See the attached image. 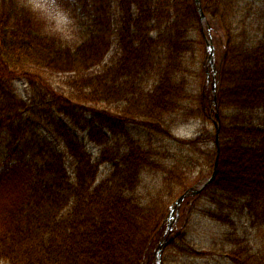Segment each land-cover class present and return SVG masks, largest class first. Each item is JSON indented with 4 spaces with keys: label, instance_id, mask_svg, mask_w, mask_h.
Here are the masks:
<instances>
[{
    "label": "trees",
    "instance_id": "obj_1",
    "mask_svg": "<svg viewBox=\"0 0 264 264\" xmlns=\"http://www.w3.org/2000/svg\"><path fill=\"white\" fill-rule=\"evenodd\" d=\"M49 2L70 35L36 2L0 0V264H153L175 200L215 163L177 220L209 199L205 216L234 233L244 213L264 226V14L246 13L244 0H200L207 32L194 0ZM208 33L215 92L204 78ZM198 44L203 77L191 89ZM190 124L201 126L197 137L176 134ZM158 136L198 154L210 173L160 152ZM154 174L155 190L140 193ZM164 247L209 254L176 226ZM224 257L264 264V250L242 242Z\"/></svg>",
    "mask_w": 264,
    "mask_h": 264
},
{
    "label": "rangeland",
    "instance_id": "obj_2",
    "mask_svg": "<svg viewBox=\"0 0 264 264\" xmlns=\"http://www.w3.org/2000/svg\"><path fill=\"white\" fill-rule=\"evenodd\" d=\"M23 1L26 2V4H33L34 2H36L34 4L39 5L42 8L45 15L54 27L59 29L64 35L71 34V24L61 13L55 10V8L52 6V3L50 4L49 0H33L34 2L31 0ZM243 5H247V8L245 9L246 13L254 15V17H260V14H264V0H244ZM260 23L262 25L261 29L263 31L264 20H261ZM113 55L114 52H111L107 59V62ZM204 59V47L198 44L196 57H194V64L190 68L191 78H188L189 87L191 89H198V84L203 77L200 67ZM62 80L63 78L53 77L51 78V83H53L54 85L60 84ZM209 82L212 85V82ZM23 83H25V81H23L22 79H18V89L22 93L29 92L28 87L26 88L25 84ZM61 121L64 122L69 130H72L74 132L77 130V128L73 127L69 122L63 120ZM40 128L44 130L45 135L50 140H53L52 136H50L44 128ZM200 128V125L190 124L179 129L176 134L178 136H181L183 139H194L198 136ZM208 131L212 133V127H209ZM77 137L81 142L87 145V149L92 155L98 154V151L94 149V147L87 144L86 135L77 133ZM153 142L160 152L167 150L178 161H181V165L183 167L191 166L192 164L197 165L198 163L196 167L197 171L200 168L203 169L204 174L208 175L210 173V167L204 166V160H202L198 154L193 153L191 150L187 149L181 144H175V142H173L172 140L163 138L161 136L154 137ZM198 146L201 147V145ZM68 167H70V164L68 165ZM143 180L144 189L140 191V193L142 194L145 192H149L155 188L156 184H158V182L160 181V175L154 174L145 176V178L143 177ZM206 180L207 178H205L201 183L205 182ZM191 182H193V185L191 187L192 190L197 191L201 183H197L196 179H193ZM196 204L197 209L191 214L189 209L185 210V213L187 215L186 220L181 221L179 219H176V224L174 221H171V236L173 234L174 227L176 226V230H180L181 233L186 236L187 240L192 244V246L204 250L209 254L203 256H195L190 254L189 252L180 254L175 250H165L163 259L166 260V262H163L162 264H231L224 257V254L229 252V245H231L232 247L236 242H242L243 246L248 245L253 253L264 250V226L258 225L259 222L247 219L246 213L233 219L235 228L234 233L232 230H230V228L218 225L211 221L207 216H205V213L214 210L209 199L202 202L201 200H199L196 202ZM229 234H231L232 236H229ZM229 237L231 240L226 241L225 239ZM177 246H179V243H177Z\"/></svg>",
    "mask_w": 264,
    "mask_h": 264
},
{
    "label": "water",
    "instance_id": "obj_3",
    "mask_svg": "<svg viewBox=\"0 0 264 264\" xmlns=\"http://www.w3.org/2000/svg\"><path fill=\"white\" fill-rule=\"evenodd\" d=\"M196 6H197V11H198V14H199V17H200V22L201 23H204L205 21V18L203 16V13H202V10H201V7H200V2L199 0H194ZM205 46H206V52H207V63H209L211 65V67H214V47L211 43V40H210V35L208 34L207 38L205 37ZM216 166H217V163H215V166H214V170H213V174L211 176V178L209 180H207L204 185H202L197 191H194L191 193V195H195V194H198L200 192V190H202L207 184H209L214 176H215V172H216ZM191 192V191H188L186 193H184L182 196H180L174 203V208L171 210L170 212V215L168 216V219L171 218L174 210L180 206V204L182 203V201L186 198V196L188 195V193ZM160 252H161V248L158 249L156 255H157V258H158V261H159V257H160Z\"/></svg>",
    "mask_w": 264,
    "mask_h": 264
}]
</instances>
